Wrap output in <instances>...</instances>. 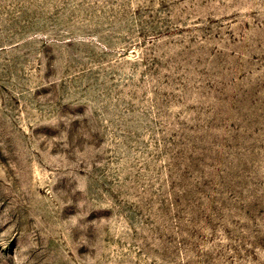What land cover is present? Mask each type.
<instances>
[{
	"label": "rangeland",
	"instance_id": "1",
	"mask_svg": "<svg viewBox=\"0 0 264 264\" xmlns=\"http://www.w3.org/2000/svg\"><path fill=\"white\" fill-rule=\"evenodd\" d=\"M0 264H264V0H0Z\"/></svg>",
	"mask_w": 264,
	"mask_h": 264
}]
</instances>
